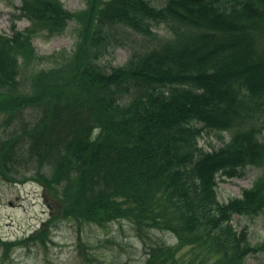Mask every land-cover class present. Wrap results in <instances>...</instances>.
<instances>
[{
	"label": "trees",
	"instance_id": "16d2710c",
	"mask_svg": "<svg viewBox=\"0 0 264 264\" xmlns=\"http://www.w3.org/2000/svg\"><path fill=\"white\" fill-rule=\"evenodd\" d=\"M98 4L72 11L61 0H21L11 33L0 32V182L36 181L64 210L23 240H1L5 253L46 246L61 217L126 218L177 236L176 246L152 245L147 264H247L264 243L231 220L264 213V0ZM74 19L67 62L39 68L48 56L34 38ZM121 44L129 57L110 67L104 59ZM209 133L218 148L201 144ZM248 166L260 169L252 186L220 200L218 179Z\"/></svg>",
	"mask_w": 264,
	"mask_h": 264
},
{
	"label": "rangeland",
	"instance_id": "374dc122",
	"mask_svg": "<svg viewBox=\"0 0 264 264\" xmlns=\"http://www.w3.org/2000/svg\"><path fill=\"white\" fill-rule=\"evenodd\" d=\"M90 1L98 6L99 0H62L65 7L70 10H79L87 7ZM21 0H0V32L9 34L11 32V12L18 11L14 6L20 5ZM156 5L163 6L166 0H152ZM94 6V8H95ZM77 21L71 20L68 27L61 33L47 37L45 34L34 38V45L40 55L48 56L40 64L39 68L53 66L60 61L59 66L66 61L64 55L71 54L75 48L76 36L74 27ZM19 29L30 25L29 20L21 18L17 20ZM166 24L159 27L161 34L169 33ZM171 32V31H170ZM129 49L126 45L117 47L109 56L111 66L124 63L129 57ZM69 59V58H67ZM30 73L29 71H27ZM22 75V74H21ZM25 82L30 84L27 74H23ZM27 84V85H28ZM32 108L22 112L16 124L20 126L22 121L31 117ZM3 120L0 117V124ZM5 129L0 125V136ZM209 142L217 147L221 145L215 133L205 134L201 143L210 147ZM26 176L34 174V168L27 169ZM260 169L249 166L242 177L220 179L218 193L221 200L227 201L230 197L241 195L246 187L254 182ZM50 215H64L63 206L58 199L46 197L44 189L38 184L26 181L16 183L13 181L0 182V236L10 240L31 234ZM98 219L94 221H77L71 217H61L56 221L53 228V240L48 242L46 247L38 250V244L29 242L18 248L10 247L9 253L5 254L6 246L0 239V264H144L146 260L144 234L134 228L132 222L126 218H118L102 223ZM232 225L237 231L248 226L249 236L253 243L264 241V213L256 218L235 214ZM149 235L146 238L147 244L156 243L160 239L176 243V238L168 232L161 230L146 231ZM191 251L187 247L182 252ZM247 264H264V252L257 255H250Z\"/></svg>",
	"mask_w": 264,
	"mask_h": 264
}]
</instances>
